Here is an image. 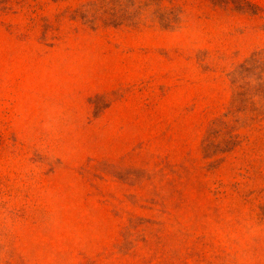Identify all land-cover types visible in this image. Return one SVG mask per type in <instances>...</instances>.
<instances>
[{"label":"rangeland","instance_id":"374dc122","mask_svg":"<svg viewBox=\"0 0 264 264\" xmlns=\"http://www.w3.org/2000/svg\"><path fill=\"white\" fill-rule=\"evenodd\" d=\"M0 264H264V0H0Z\"/></svg>","mask_w":264,"mask_h":264}]
</instances>
